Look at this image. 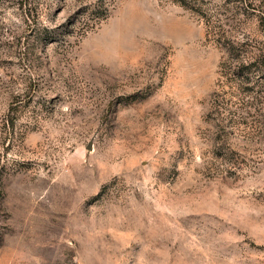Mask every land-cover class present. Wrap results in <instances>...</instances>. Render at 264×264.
<instances>
[{
    "label": "rangeland",
    "instance_id": "obj_1",
    "mask_svg": "<svg viewBox=\"0 0 264 264\" xmlns=\"http://www.w3.org/2000/svg\"><path fill=\"white\" fill-rule=\"evenodd\" d=\"M222 56L171 0H0V264H264V81Z\"/></svg>",
    "mask_w": 264,
    "mask_h": 264
},
{
    "label": "trees",
    "instance_id": "obj_2",
    "mask_svg": "<svg viewBox=\"0 0 264 264\" xmlns=\"http://www.w3.org/2000/svg\"><path fill=\"white\" fill-rule=\"evenodd\" d=\"M171 1L183 6L186 9L191 10L203 19L206 26V38L215 42L223 51L222 60L219 65L220 76L225 74H233L238 77L240 79L239 84L245 85V88L242 89L245 95L250 96L252 91L259 93L260 91L255 90V88L257 85H259V79H263L264 81V40L262 42H258L257 44L252 43L247 37L240 39L231 34L234 27H232V23L229 22L230 17L226 15V12L232 10L231 8L222 10V5H220L216 1ZM232 1H234V3L236 4V7L242 6L245 8V6L248 7L252 5V3L248 2V0ZM232 7L234 9V4ZM240 13L244 14V12ZM237 14H239V11L237 12ZM222 82L223 81L220 80V83ZM263 83L264 82H261L260 86H262ZM236 102L237 101L233 100L232 98L228 100L226 102V106L224 107V111L228 110L225 114V118L227 119L229 115V122L238 124L237 126H239L241 123H243L241 121L246 118L244 116V113H249L247 108L251 107L252 101L248 100L244 107L240 104V106L237 105L233 109V106L237 104Z\"/></svg>",
    "mask_w": 264,
    "mask_h": 264
},
{
    "label": "water",
    "instance_id": "obj_3",
    "mask_svg": "<svg viewBox=\"0 0 264 264\" xmlns=\"http://www.w3.org/2000/svg\"><path fill=\"white\" fill-rule=\"evenodd\" d=\"M89 148H91V145L89 144V146H88Z\"/></svg>",
    "mask_w": 264,
    "mask_h": 264
}]
</instances>
